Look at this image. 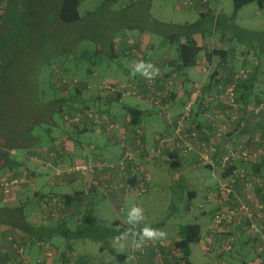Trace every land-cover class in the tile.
Listing matches in <instances>:
<instances>
[{"label":"rangeland","instance_id":"obj_1","mask_svg":"<svg viewBox=\"0 0 264 264\" xmlns=\"http://www.w3.org/2000/svg\"><path fill=\"white\" fill-rule=\"evenodd\" d=\"M39 1L40 2L35 5L36 11L32 7V14H29L31 20V22H29V24H31L30 29L27 31L23 30V32L20 33L22 36L18 37V41L20 42L18 50L13 52V54L6 52V54H3L2 62L0 59V113L3 114L5 112L2 117L3 120L12 118V112H10V110L13 108L14 112L17 110V113L14 114L13 117L17 120H21L20 118L25 116V111L28 109L26 107L34 105V101H36L35 104L38 106L40 103H45L43 101L46 99L44 97L45 95L49 96L53 94L52 97L55 95L53 89H50L51 86H55V84L69 89L74 80H76L78 84L82 82L87 86H94L93 88L99 86L101 81L113 82L109 81V79H105V75L106 73L120 70V68L118 69L120 66L118 65L119 61L110 57L111 55L109 56L110 53H113V49L116 48L114 43L118 41H122L126 47H129L134 45L135 41L143 40L144 37H151V42L155 43L161 52H166L171 48H174L175 52L178 43L177 40H173V36L179 33L182 36V32L187 29L185 28L186 26H180V24L186 20L195 21L198 17L196 11L179 5V0H117L114 3H108L105 2V0H84L80 3L78 8L80 18L75 22L68 23L63 22L59 16L61 0ZM263 8L264 7L259 8V6L253 2L243 6L234 14L232 0H223L222 13L229 21H227L228 23L225 21L224 24L222 22L218 23V30L222 28L227 30L229 27L233 26L231 31L234 37L231 39L228 34L224 35L221 34L220 31L218 32V42L221 41L223 43L224 41L229 47H234L230 63L231 69L233 67L232 73L239 68H248L252 70L256 66L258 69L256 71L254 90L261 92L262 95L260 98L262 100H264ZM33 10L35 12H33ZM25 28L28 27L25 26L24 29ZM238 28L243 31L239 32ZM133 51H137V49L133 48ZM202 56H204L202 57V61H204L207 69L204 71L201 65L199 66L200 71L209 75L213 71V68L217 66L220 58L216 56L212 59L211 57L209 61L206 57V52ZM165 65H167V63ZM167 68L168 65L166 66V69ZM92 72H94V74ZM123 77L124 79L127 78L125 75ZM198 78L201 80L202 74L199 73ZM124 82L121 83L124 84ZM196 86L202 88L201 98L203 99L202 101L204 102L205 108L208 110L206 112L208 115L211 109L218 108V100L209 94V92L213 90H209L208 88V92H205L203 87L206 86L205 81L203 84L197 83L194 85L193 89ZM96 89V91H99L98 88ZM36 92H38V94ZM35 95H37L39 100L36 99L37 97H35ZM170 99L171 96L165 103L168 106L167 110L169 114L168 102H170ZM126 100L132 101L129 97L124 98V101ZM112 102L115 104L119 101ZM109 104H99L95 102L89 105L92 110L89 113L92 115L90 118L94 123H99V116L105 113L103 110L116 108V105L111 107ZM193 108H195V106ZM39 109L41 110V107H39ZM40 110H38V112ZM43 110H41L39 114L43 113ZM100 110L101 114H98ZM54 119L60 124L63 123L60 114L55 115ZM47 126L48 125L43 122L40 126L36 127L34 131L37 130L39 135L44 138L47 133ZM212 130L216 136L214 142L218 143V136L215 130ZM226 133H228V131ZM259 134L263 138L261 142L263 143V131L259 132ZM81 135V138L78 139L81 142H86L94 136V133H81ZM225 135L226 134L223 136ZM196 138L192 139V141L194 142ZM121 140L118 141L121 142ZM55 142H60L65 150L72 151L70 147L71 141L67 136H64L62 139L57 138ZM232 146H234V144L230 147ZM126 147L131 148L128 143L125 144V148ZM248 147L249 146L246 145V148ZM45 149L48 148L44 147L41 151ZM117 149L120 151V148ZM17 152L20 155L15 156V158L22 165L32 162L30 157V161H28V158L25 159L27 156H25L23 149L18 148ZM194 152H196V150L187 153L191 154ZM203 152L205 153V151ZM26 154H28L27 151ZM85 154L89 155V152ZM122 155L123 153L115 158H108L103 155L83 156L82 158L71 159L68 163L71 164L73 161L90 159L115 163ZM9 158L10 156H8V159ZM162 164V169L164 170L159 175L157 173L151 174L146 184V192L138 197L133 195H128V197L123 196L125 200L123 199L119 202L116 201V197H118L117 194H119V197L127 194L124 192L109 194L106 189H103L101 184L89 188L91 185L88 186L79 175L59 178V181L78 178L84 186V192H81V194L79 193V197L72 195L71 208L75 210V212L68 211L69 213L66 216L68 217L66 223L70 231L76 234L80 233L78 237L70 239V243L74 248L70 251L71 256L78 255L77 257L82 260L81 264L88 261V259L107 264H119V261L112 255L110 250L126 254L133 242L134 244L138 242L134 241L130 233L129 228L131 227L129 226L132 224H134V226H140L143 223L155 226L161 225V229L156 228V230H154V227L150 228L149 232L158 238H171L172 243H169L174 250H176L175 242L178 238V229L182 224H200L202 228L201 238L204 239L207 237L205 226H211V204L214 202H209L207 198L212 192L207 194V192L196 189V196L189 197L187 191L193 188L189 186L190 184L187 181V172L181 169L180 171L183 172L182 175L184 178H180V174H177L176 168H172L170 164L166 162ZM205 164L209 163L201 164L203 168L201 173H208L209 178L215 182L216 177H214L208 168L204 167ZM2 169L0 170V179L8 170L6 168ZM171 170H173V172ZM20 172L25 173L28 177L30 176L27 169H23ZM215 175L218 176V170H215ZM116 177L119 180H125L124 177L123 179H120L119 176ZM143 181L146 183L145 178ZM37 186L40 190L41 188H39V186L41 185L37 184ZM76 188H78L77 185H72L70 188L66 187L64 190L56 193L64 197L66 195L63 194V192H68L69 189L73 191ZM33 189L30 184L25 185L17 194L16 199L10 201L3 200L0 194V239L5 230L3 225L6 224L16 227L12 224V222L17 223L12 208L20 207L22 204L25 206L26 221L30 219L31 222H28L36 224L37 226H39L38 224H42L35 218V216L38 218V209L35 202V192L37 190L34 191ZM80 198L82 199V206L77 205V200ZM65 199L67 201V197H65ZM5 207L11 209V214L8 213V216H5L4 213L2 215V212H4L2 210ZM88 221L93 227L103 226L112 228L114 231L121 230L123 233L122 235H107L104 230L100 238H93V240L91 237H87L91 234V227L88 225ZM84 229L88 230L86 232L87 235L83 233L85 232ZM245 233L246 232L243 231L241 232L242 235H246ZM61 234L55 233L52 237L44 241L42 240V247L46 249L47 246H55L58 249H64V243L68 239H65L67 238L65 234ZM9 241L11 244L16 242L17 247H23V254L20 255L17 252V247H12L13 251H10L9 245L7 247L6 244L4 245V250L10 253L11 257L9 260L11 264H23V255L32 260L36 258L30 256L28 250L30 249L31 240L27 239L26 235H21L19 233L17 237H15V235L12 236ZM61 244L62 246H60ZM189 248L190 254L188 259L191 264L209 263L211 255L203 252L200 241L191 243ZM65 250L69 251L68 249H64V251ZM86 253L89 255H86ZM102 253H104V255H102ZM253 257L254 255L251 251H248L247 254L240 252L236 257L233 256L231 262L232 264H251ZM64 258L68 264L70 262L69 257L64 256ZM64 258L63 256H59L56 261ZM106 258L108 259L106 260ZM0 262L2 263L1 259Z\"/></svg>","mask_w":264,"mask_h":264},{"label":"crops","instance_id":"obj_2","mask_svg":"<svg viewBox=\"0 0 264 264\" xmlns=\"http://www.w3.org/2000/svg\"><path fill=\"white\" fill-rule=\"evenodd\" d=\"M222 2L223 0H212L209 3L203 4L199 0H195L194 5L188 7V9L197 12L198 14L197 19L195 21L186 20L180 24V26L195 24L194 26L195 29L194 32L192 33L193 38L197 42V45L199 47L204 48V51H202L198 56L199 57L198 61H200L202 57H204L202 55H204L205 53V48L208 50L218 49V48L220 49L228 48L226 42L224 41L223 43L221 41L218 42L219 31L217 29L218 26L217 28L215 26V24H218V21H223L222 22L223 24L225 23V20L228 21V18L224 16L222 13ZM263 7H264V3H263ZM238 30L239 32L243 31L240 28H238ZM173 40H177V43L181 44L182 42L185 41V37L183 36V34L182 36L174 35ZM114 44L116 48L113 49V53H110L109 56L111 55L110 57H113L117 61H119L118 65L120 66L118 67V69L120 68V70L112 71L111 73H106L105 79H109V81H117V82L125 81L126 79L132 78L134 76L136 77L139 76L144 71L148 70L149 68L157 64L167 63L168 65L167 71L169 70L173 71V75L171 77L174 80V84L172 86L171 99L169 100L170 102H168L170 114L173 113L172 114L173 116L179 114L182 111L183 105L185 104L188 94L193 89L194 85H196L197 83L203 84L204 81L206 85L208 84V78L210 74L206 75L205 73L201 72L198 65L186 70H182L181 72L176 71L174 73V68L177 67V60H178L177 47L175 52H174V48H171L166 52H161L160 49L156 46V44L151 42V37L148 38L144 37L143 40L135 41L134 45H131L129 47H126L122 41H118ZM133 48H136L137 51H133ZM206 57L210 61L211 58H209L208 56ZM214 57L216 56H212V59H214ZM229 68H227V70H225L224 72L225 78L222 79L224 84H226L229 80H231L233 76L232 74L233 67L232 69ZM92 73L94 74V72ZM199 73L202 74L201 80H199L198 78ZM124 75L127 76L126 79H124L123 77ZM58 87H59L58 91L55 89L53 90L55 92L53 98H55L57 94L58 95L60 94L59 96L58 95L57 96L58 98L61 97L62 100H65L64 107H67L68 104L70 106H77L79 102L90 103V104H94L95 102H97L99 104L110 103L109 106L113 107L114 105H116V108L115 109L108 108V110L102 109L105 113L99 116V121L101 122L100 125L93 122L94 127L92 126L91 129L84 132V133H89V132L94 133V136L89 141L86 142H81L78 139L81 138L82 136L81 133L83 132L81 131L67 132L66 131L67 129H65L67 125L64 123L60 124L55 120H52L47 124L48 129L46 136L44 138L43 136L39 135L37 130L36 131L32 130V133L35 136H37L39 142L37 141L36 143H32L33 145L31 143L26 144L25 148L24 147L22 148L25 152V156H27L25 159L28 158V161L31 160L29 159V157L31 158L34 154H38L41 151V149H43L44 147L46 148L56 147L57 145L55 140L57 138L62 139L64 136H67L68 139H70L71 141L70 147L72 148V151L63 150V148L61 149L59 148L61 153L58 163H68L69 160L71 159L82 158L83 156L88 157L94 155H103L108 158L119 157L122 153V144L128 143L129 146H131V148L136 152V154L140 159L141 170H142L140 176L145 178L146 180L145 185L149 181L151 174L157 173L159 175L164 170L162 169L163 166L162 163L166 162L169 163L172 168H176L177 170L176 172L178 175L180 174L179 176L180 178L182 177L184 178V176L182 175L183 172L180 171L181 169L187 172L188 174L187 181L190 184L189 186L193 188L187 191L189 197L196 196V192H197L196 189L207 192V194L209 192H213L217 189L218 184L222 179L235 176L236 177L235 193L238 198L242 200L245 199L246 194H248L249 192L245 184L246 178H250L254 184V190L252 192L251 200L253 202L264 201V176H263L264 165L262 166V164H258L257 166H255L252 162L247 163L249 161L237 162L228 168H224L221 165L222 155L228 150V148L233 144L235 145L236 143H241V142H245V146L246 145L249 146L247 148L248 150L259 151L258 154L260 158L258 162H261V159L264 158V142L263 143L252 142V137L257 132L263 131L264 134V130H263L264 111H262L259 115H254L247 110L248 105L254 104L255 102L262 100L260 98L262 95L261 92L254 90L255 85L253 87V95L251 96V102L248 104H243L244 116L243 119H241V121L243 122L240 125L239 124L233 125L224 137L221 138L218 137V143L214 142L216 136L213 130L209 126V120L206 115L207 109H205L206 112H204V107H205L204 102L200 101L199 104L195 106L192 117L193 120L192 122L198 127L200 131L198 138H196L193 142L194 150H196V152L191 154L181 153L179 147H177L173 151H166L161 157L154 159H149V157L147 156L148 149L154 147L155 144H157L158 142V138H160L163 134L167 133L170 128L168 123L166 122L165 117L160 113V111H158V109L155 106H153L144 99H140L136 97H129L132 99V101H127V100L124 101V98H121L120 100H117L119 102H116L114 104L112 101H116L115 99L110 98L107 95L106 91H96L97 90L96 88L91 89L94 92L82 91L80 97H78L75 95L73 96L72 91L70 92L69 89H67L64 86H58ZM203 87L204 89H206L207 86H203ZM76 97H78V99ZM127 107L137 108V110L140 112L139 115L140 121L137 124L131 123V116L126 111ZM219 107H222V105L218 101V108ZM98 114H101V110L98 112ZM106 121L109 122L113 121L118 124V129L116 130V132H110L109 130H107ZM118 140H121V142H119ZM213 147L215 148V151L210 154L211 161L207 162L202 158V155L204 154L203 151L207 152L210 148ZM117 148H120V151H118ZM26 151L28 152V154H26ZM86 152H89V155L85 154ZM18 155L20 154L17 152V149H11L9 151V156H10L9 164H12V166H9L7 168L8 170L7 172H5L3 176L8 175L10 173L11 174L17 173L23 169H27L30 173V176L33 179V185H31L32 189L34 188L33 189L34 191L37 190L36 192H41V194L49 191L59 192L64 190L66 187L70 188V186L72 185H77L78 188H76L75 190L72 191L71 189H69L70 192L69 191L63 192V194L66 195L65 197H67V201H68L67 210L75 212V210H72L71 208L72 195L79 197L81 192H84L83 190L84 186L82 185L83 183L81 184L78 178H70L68 180H60V181L59 178L54 179L52 176V172L46 169L41 162L32 160L31 163H25L24 165H22L15 158V156ZM202 163H210V164H205L204 167L208 168V170H210V172L214 175V177H216L215 182L214 180L209 178L208 173H201V170L203 169L201 166ZM172 164H176V166H173ZM231 167H232L231 170L232 172L230 173V170L228 169H230ZM215 170H218V176L215 175ZM171 171L173 172V170ZM241 174H245V175L241 176ZM37 184L41 185L39 186V188H41L40 190L37 188L38 187ZM117 195H118V197H116L117 202L123 200L124 197H128L127 195H122L120 197L119 194ZM77 205L82 206L81 198L77 200ZM215 208H216V202L214 201L211 204V216ZM35 218L37 219L36 216ZM67 218L68 217L63 218L59 221L52 220L46 224H38V225H44L45 227L44 229L41 228L39 231H34L33 234H29L22 228L20 229L18 226L12 227L10 225L2 224L5 230L3 236L0 239V259L2 260V263L0 262V264H11V261L9 260V258L11 257L10 253L4 250L5 248L4 245L6 244V247L9 245L10 251H13L12 247H16L17 244L16 242L15 243L13 242L14 244L13 243L11 244L9 239L11 236L14 235L15 237H17L19 233L21 235H26L27 239L31 240L30 249L28 251L32 258L37 257L38 255L44 253L45 248H43L41 245L42 240L43 241L45 240L44 236L50 235V237H52L55 233L65 234L67 236V238L65 239L68 240L65 241L64 243L65 248L64 247L63 248L68 250H73L74 248L69 249L66 247V244L70 243V239H71L70 236H74L76 234L74 232H71L70 229L68 228L66 223ZM27 221H30V219ZM144 224L146 223H143L141 225ZM131 226H134V224L130 225L129 227ZM156 228L161 229L162 227L161 225H156L154 230H156ZM148 231L149 229L139 234L133 232L131 233V235L132 238L135 239L136 236L138 235L141 236L143 233H146ZM242 231L246 232L245 233L246 235H242L241 234ZM205 233L207 236L212 235L215 241L213 249L208 252L211 255L208 264H232L231 260L233 256L236 257V255H238V253L240 252L247 254L248 251H251L254 255L253 259L251 260V264H264V240L263 241L260 240L257 232H248L246 226L242 227L241 224H233L227 227H222L213 230L212 226L206 225ZM77 234L79 235V233ZM37 235L42 236L43 238L40 239L39 237H37L36 239L35 236ZM230 236L234 237L232 250L229 252L226 251L227 253L219 252V247L222 241L227 240L228 237ZM162 239L172 243L171 238L169 239L162 238ZM178 239H179V235L177 240ZM6 240L9 242H7ZM60 246H62V244ZM130 248L127 250V252L130 250ZM86 255L89 254L86 253ZM102 255H104V253H102ZM107 259L108 258H106V260ZM65 261H66L65 258L61 260L59 259L58 261H55V264H67V261L66 262ZM81 262L82 260L79 259L77 260L76 264H81ZM68 264H70V262Z\"/></svg>","mask_w":264,"mask_h":264},{"label":"built area","instance_id":"obj_3","mask_svg":"<svg viewBox=\"0 0 264 264\" xmlns=\"http://www.w3.org/2000/svg\"><path fill=\"white\" fill-rule=\"evenodd\" d=\"M206 4L212 0H199ZM195 0H179V5L183 7H191ZM8 0H0V14L6 10ZM206 71L207 67L204 61H200L199 66ZM167 70L164 64H157L149 70H146L140 80H130L128 82H101L99 86H95L99 91L111 93L114 97L126 98L136 97L148 101L155 106L169 125V131L158 138L157 144L147 151L149 159L159 158L166 151H173L179 147L181 153H187L194 150L192 139L199 136L198 127L192 122L193 107L198 103L202 96V88L196 86L188 95V99L183 106L182 111L173 116L168 112V106L165 104L172 93L173 80L170 75H166ZM252 70L248 68H239L233 72L230 82L222 87L216 99L222 107L214 108L207 115L209 126L214 129L219 138L223 137L227 131L235 124H241L244 116V106L238 100L239 88L242 84L249 80ZM80 83V82H79ZM78 82L74 80L73 85ZM88 89L94 86L86 85ZM247 110L259 115L264 111V101L250 104ZM92 110L87 109L85 113L88 118L92 117L89 114ZM84 115L80 112L73 113L70 116H65V119L71 122H78ZM101 122L99 121L98 124ZM118 124L109 122L107 130L116 132ZM264 130V125H263ZM189 139V140H188ZM263 138L257 132L252 137V142L261 143ZM245 142L236 143L234 146L222 155L221 165L228 168L239 161H249L257 163L259 160V151L248 150ZM56 147L48 148L34 154L31 159L41 162L46 169L52 172L53 178H62L65 176H80L87 183L89 188L96 187L99 184L106 189L109 194L124 192L128 195L139 196L145 191V182L140 176L141 162L136 152L130 147H126L123 155L117 159L115 163L102 160H78L70 163H57V155L61 153L60 149L65 148L60 142H56ZM60 148V149H59ZM215 151V148H210L202 155V158L210 162V154ZM64 152V151H62ZM210 164V163H209ZM21 171V170H20ZM18 172L17 176L8 174L0 179V194L3 200H15L21 189L27 185H33L31 176L25 173ZM104 174V175H103ZM245 174H241L243 176ZM125 178V180H119ZM127 177H139L137 184H131ZM130 178V179H131ZM236 177L222 179L217 189L208 195L207 200L215 201L216 208L212 213L211 226L212 229H219L233 224H243L247 227L248 232H257L260 240H264V201L253 202L252 192L254 190L253 181L246 178V186L249 190L245 199H240L235 193ZM96 185V186H95ZM36 205H38V218L42 224H46L52 220L63 219L68 215L67 201L63 196L56 192H45L35 196ZM12 236L10 237V239ZM130 250L126 253L127 264H184L182 261L183 253L179 249L174 248L170 243L162 238L151 234L150 232L143 233L141 236H136ZM234 237L230 236L227 240H223L219 252L228 251L232 248ZM200 244L203 252L208 253L214 247L215 241L212 235H208L204 239H200ZM17 247V246H16ZM177 251V252H176ZM17 252L22 255L23 247L18 246ZM68 256L70 264H76L79 257L71 256L70 251L58 249L55 246H47L44 253L37 256L35 259L22 256L23 264H55L59 256ZM83 264H107L89 260Z\"/></svg>","mask_w":264,"mask_h":264},{"label":"trees","instance_id":"obj_4","mask_svg":"<svg viewBox=\"0 0 264 264\" xmlns=\"http://www.w3.org/2000/svg\"><path fill=\"white\" fill-rule=\"evenodd\" d=\"M84 1V0H61L60 2V19L63 22H75L80 18L79 15V5L80 3ZM117 0H105V2L108 3H113ZM38 2H40L39 0H8V4L6 7V10L3 11L0 14V59L1 62L3 61V54H6V52H9V54H13V52L17 51L19 48V38L20 33L23 32V30L27 31L28 29H30L31 24H29V22H31L30 18H29V14L31 13L32 7L35 9V5L38 4ZM233 2V8H234V14L236 12H238V10L240 8H242L243 6L249 4V3H253L255 2L260 8L263 7V3L264 0H232ZM33 10V12H35ZM226 23L227 20H225ZM229 21V19H228ZM223 21H219L218 23H221ZM197 25V24H196ZM28 27L25 28L24 27ZM194 26L195 24H188L185 28H187L184 32H182L183 36L185 37V41L182 42L181 44H178L177 46V55H178V60H177V67L174 68V73L177 72H181L182 70H186L189 69L191 67H195L196 65L199 66L198 63H200V61H202V59L200 61L199 60V54L204 51V48H201L197 45V42L194 40L192 33L194 32ZM216 28L218 26V24H215ZM233 26L229 27V29H220L218 31L221 32V34H228L229 38H233L234 35L231 31V28ZM218 29V28H217ZM175 35H180L179 34H175ZM233 50L234 47H229L227 49H206L205 48V52L207 54V56L209 58H211L212 56H218L220 58V61L218 62L217 66H215V68H213V71L211 72L210 76H209V80H208V84L206 85V89L205 92H208V88L212 89V92H209V94H211L212 97H217V95L219 94L220 90L222 87H225L228 82L226 84H224V82L222 81L223 78H225V70H227V68H231V59H232V55H233ZM209 60V59H208ZM5 66V65H4ZM156 66V65H155ZM229 68V69H230ZM257 67L255 66V68L252 69V73L251 76L249 78L248 81H246L244 84H242L239 88V95H238V100H240V102H242V104H248L251 102V96L253 95V87H254V82L256 79V71H257ZM145 72V71H144ZM143 72V73H144ZM142 74H140L139 76H134L132 78H129L127 80H125V82H128L130 80H140L142 78ZM233 74V73H232ZM166 75H173V71L169 70L167 71ZM124 82V81H121ZM82 84V85H80ZM80 84L77 85H73L69 87V91H72L73 96H78L80 97V94L82 91H90V92H94L91 89L89 90L85 84H83L82 82ZM55 84V86H51V89H55L58 91L59 87ZM54 92V91H53ZM38 94V92H36ZM53 94H50L49 96L45 95L44 97L46 99H44L43 101L45 103H40L38 106H36L34 101V105H31L30 107H26L28 108L25 111V116H23L22 118H20L21 120H17L15 117H13L14 114L17 113V110H15L14 112V108L10 110V112H12V118L9 119H2V117L4 116L5 112L3 114H1V119H0V170L2 168H8L9 166H12V164L10 163V160L8 159L9 156V151L11 149H18V148H25L26 144H32V143H36L38 141L37 136H35L32 133V130H34L36 127L40 126L41 123H46L48 124L49 122H51L54 119V116L57 114H60L63 123L67 125V127H65V129H67V132L70 131H75V132H85L89 129L92 128V126L94 127V123L92 121L91 118H88V115L85 113V110L87 109H91L90 108V103H81L79 102L77 104V106H70L68 104L67 107H64V101L62 100V98H58V96L60 95H56L55 98L52 97ZM107 95L110 98L117 100H120V97H114L111 93L107 92ZM35 97H37V95H35ZM49 99H48V98ZM78 97H76L78 99ZM37 100H39V98H36ZM53 99V101H52ZM50 100V101H49ZM202 98H199L198 103L196 104V106L199 104L200 101H202ZM57 101V102H56ZM68 101V100H66ZM73 101V100H71ZM70 101V102H71ZM41 102V101H40ZM67 103V102H66ZM36 107V109H35ZM39 107H41V110H43L44 112L39 114V112L41 111L39 109ZM205 107H204V112L205 111ZM38 110H40L38 112ZM126 111L128 112V114L131 116V123L133 124H137L140 120H139V115L140 112L137 110V108H132V107H127ZM1 112V111H0ZM9 112V113H10ZM77 112H81L84 115V118H82L80 121L78 122H71L65 119V116H70L73 113H77ZM31 114V115H29ZM109 121H107V125H108ZM100 125V124H99ZM211 128V127H210ZM34 135V136H33ZM39 142V141H38ZM33 145V144H32ZM50 149V148H49ZM125 150V144H122V153ZM59 157L60 154L57 155V163L59 162ZM264 159V158H263ZM261 159V162H257L254 163L255 166H257L258 164H262V166L264 165V160ZM241 162V161H239ZM173 166H176V164H172ZM3 170V169H2ZM230 173L232 172V167L230 169ZM229 173V172H228ZM13 176H17V173H12ZM244 176V175H243ZM262 176V174H261ZM264 176V175H263ZM131 177H127V180L129 179V181L131 182V184H137V177H134L133 179ZM145 191H147V187L145 185ZM20 192V191H19ZM18 192V193H19ZM54 192V191H52ZM143 192V193H144ZM35 196L40 195L41 193L35 192ZM142 193V194H143ZM191 193V192H190ZM140 196V195H139ZM138 197V196H137ZM65 198V196H64ZM66 200V199H65ZM27 202V201H26ZM24 205L22 204L20 207H14L13 209V213L16 217V222H12L13 225L15 226H19L20 228H22L23 230H25L26 232H28L29 234H33L34 231H39L41 228L44 229V225H39L37 226L36 224L33 223H29L28 221H26V211L24 209ZM37 209H38V205H36ZM2 211V215L3 213L5 214V216L9 213L11 214V209L9 207H5ZM8 216V215H7ZM118 223V222H116ZM88 225L91 227L90 232L91 234L87 237H91L92 239H98L101 237L102 232L105 230V234L107 235H122V231L121 230H115L112 228H108V227H103V226H95L93 227V225L90 224V222L88 221ZM151 227H155V225H151V224H144V225H140V226H131L130 229V233L135 232L136 234L142 233L148 229H150ZM201 226L198 223H186V224H182L179 226L178 229V235H179V239L176 240L175 242V247L177 249H179L180 251L183 252V258L182 261L184 262V264H191L188 257L190 254V248L189 245L191 243H196L199 242L201 239ZM86 233L88 230L84 229ZM95 231V232H94ZM89 232V233H90ZM149 232V231H148ZM80 235V233H79ZM87 235V233H86ZM140 236V235H138ZM33 237V235H32ZM37 237H39L40 239H42V236H35V238L37 239ZM50 237V235L48 236H44V239H48ZM78 237V234H75L74 236H70V238H75ZM93 239V240H94ZM66 247L69 249L73 248V245L71 243H67ZM232 248H233V243H232ZM232 248L230 250H228L227 252L231 251ZM71 251V250H69ZM110 252L112 253L113 256L116 257V259L119 261V264H126L125 260H126V254L123 253H117L114 252L113 250H110ZM226 252V251H224ZM226 252V253H227ZM65 255H63L64 257Z\"/></svg>","mask_w":264,"mask_h":264},{"label":"clouds","instance_id":"obj_5","mask_svg":"<svg viewBox=\"0 0 264 264\" xmlns=\"http://www.w3.org/2000/svg\"><path fill=\"white\" fill-rule=\"evenodd\" d=\"M165 65V64H164ZM165 66H167V65H165ZM167 70V69H166ZM235 71V70H234ZM260 101H264V100H260ZM260 101H258V102H260ZM220 108V107H219ZM224 137V136H223Z\"/></svg>","mask_w":264,"mask_h":264}]
</instances>
